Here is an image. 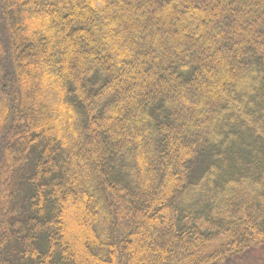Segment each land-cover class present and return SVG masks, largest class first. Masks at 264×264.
I'll return each mask as SVG.
<instances>
[{
  "label": "trees",
  "instance_id": "trees-1",
  "mask_svg": "<svg viewBox=\"0 0 264 264\" xmlns=\"http://www.w3.org/2000/svg\"><path fill=\"white\" fill-rule=\"evenodd\" d=\"M258 248L264 0H0V264Z\"/></svg>",
  "mask_w": 264,
  "mask_h": 264
},
{
  "label": "rangeland",
  "instance_id": "rangeland-1",
  "mask_svg": "<svg viewBox=\"0 0 264 264\" xmlns=\"http://www.w3.org/2000/svg\"><path fill=\"white\" fill-rule=\"evenodd\" d=\"M259 250H260V251H259ZM255 251H258V254L264 257V248L254 249L253 252H255ZM255 260L257 261L258 258L256 257ZM260 260H261V259H260Z\"/></svg>",
  "mask_w": 264,
  "mask_h": 264
}]
</instances>
